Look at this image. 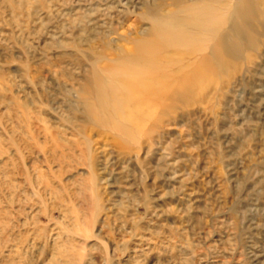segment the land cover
Returning a JSON list of instances; mask_svg holds the SVG:
<instances>
[{
    "label": "rangeland",
    "instance_id": "obj_1",
    "mask_svg": "<svg viewBox=\"0 0 264 264\" xmlns=\"http://www.w3.org/2000/svg\"><path fill=\"white\" fill-rule=\"evenodd\" d=\"M0 264H264V0H0Z\"/></svg>",
    "mask_w": 264,
    "mask_h": 264
},
{
    "label": "bare ground",
    "instance_id": "obj_2",
    "mask_svg": "<svg viewBox=\"0 0 264 264\" xmlns=\"http://www.w3.org/2000/svg\"><path fill=\"white\" fill-rule=\"evenodd\" d=\"M141 72H143V74H146L142 69H139ZM139 71V73L141 74V72ZM133 87H134V84H133ZM139 88V86H137ZM136 87V88H137ZM147 87V86H146ZM143 88L142 91L144 92V96L145 95H148L149 94V90H148V87L147 88Z\"/></svg>",
    "mask_w": 264,
    "mask_h": 264
}]
</instances>
